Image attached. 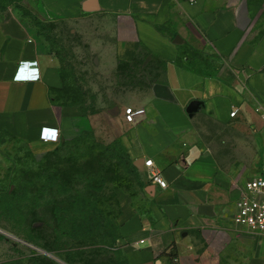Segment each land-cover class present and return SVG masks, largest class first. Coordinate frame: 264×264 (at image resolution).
Returning a JSON list of instances; mask_svg holds the SVG:
<instances>
[{
	"label": "crops",
	"instance_id": "0c3cea01",
	"mask_svg": "<svg viewBox=\"0 0 264 264\" xmlns=\"http://www.w3.org/2000/svg\"><path fill=\"white\" fill-rule=\"evenodd\" d=\"M24 1L77 31L88 22L102 72L128 66L155 77L147 98L132 94L126 103L146 111L135 123H126L124 106L114 108L133 128L129 154L143 181L139 194L119 196L129 264H251L264 235L234 221L248 174L264 157V31L254 27L249 0ZM63 85L45 35L18 6L0 5V134L57 146L93 130L94 115L64 99ZM194 101L199 108L189 112ZM46 127L58 129L59 141L42 140ZM155 170L167 188L152 181Z\"/></svg>",
	"mask_w": 264,
	"mask_h": 264
},
{
	"label": "rangeland",
	"instance_id": "374dc122",
	"mask_svg": "<svg viewBox=\"0 0 264 264\" xmlns=\"http://www.w3.org/2000/svg\"><path fill=\"white\" fill-rule=\"evenodd\" d=\"M249 3L254 27L262 32L264 0ZM10 4L48 39L62 67L63 98L84 104L96 126L57 146H32L0 134V264H128L119 196L122 191L139 194L143 181L129 154L133 128L119 122L114 108L121 104L124 111L132 94L147 98L155 77L128 66L119 73L102 72L88 42V22L77 31L76 24L57 20L40 6L0 0L2 7ZM109 109L110 116H103ZM263 167L261 157L247 180L260 175ZM242 250L239 246L243 263ZM253 257L251 264H261L257 257L264 258V249Z\"/></svg>",
	"mask_w": 264,
	"mask_h": 264
},
{
	"label": "built area",
	"instance_id": "2783aa9c",
	"mask_svg": "<svg viewBox=\"0 0 264 264\" xmlns=\"http://www.w3.org/2000/svg\"><path fill=\"white\" fill-rule=\"evenodd\" d=\"M144 108L128 106L125 108V120L127 123H135L137 118L145 114ZM238 114V110L232 111V117ZM43 141L57 142L60 139L58 129L46 127L42 131ZM145 165L154 166L153 159H146ZM152 181L162 188H167L168 183L162 172L154 171ZM237 213L234 217L236 224L250 228L264 235V167L260 175L247 180L243 193L236 201Z\"/></svg>",
	"mask_w": 264,
	"mask_h": 264
},
{
	"label": "water",
	"instance_id": "95a60500",
	"mask_svg": "<svg viewBox=\"0 0 264 264\" xmlns=\"http://www.w3.org/2000/svg\"><path fill=\"white\" fill-rule=\"evenodd\" d=\"M199 105H200L199 101L192 102L188 108V111L194 112V111L198 110ZM140 160H141L140 163L136 162V165H140V164L143 165L144 164V160L143 159H140Z\"/></svg>",
	"mask_w": 264,
	"mask_h": 264
},
{
	"label": "trees",
	"instance_id": "16d2710c",
	"mask_svg": "<svg viewBox=\"0 0 264 264\" xmlns=\"http://www.w3.org/2000/svg\"><path fill=\"white\" fill-rule=\"evenodd\" d=\"M132 165H133V167H134V168H136V169H137V167L134 165L133 161H132ZM127 261H128V260H127ZM128 264H129V262H128Z\"/></svg>",
	"mask_w": 264,
	"mask_h": 264
}]
</instances>
